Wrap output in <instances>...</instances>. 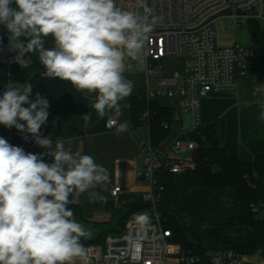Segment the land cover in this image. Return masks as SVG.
<instances>
[{
    "label": "clouds",
    "instance_id": "obj_1",
    "mask_svg": "<svg viewBox=\"0 0 264 264\" xmlns=\"http://www.w3.org/2000/svg\"><path fill=\"white\" fill-rule=\"evenodd\" d=\"M136 4L143 14L119 7L116 0H0V30L7 33L15 62L26 67L36 55L45 69L42 76L94 95L98 118L108 116L120 135L129 127L118 123L128 107L121 102L135 89L124 75L126 58L145 48L159 23L148 0ZM4 89L0 125L15 128L25 141L30 136L45 151L26 152L0 136V264H92L84 241L93 231L71 206L85 193L104 199L95 189L110 183L108 169L91 155L66 149L63 138L42 135L50 103L33 94L31 83H9ZM129 223L142 238L151 218L137 212Z\"/></svg>",
    "mask_w": 264,
    "mask_h": 264
},
{
    "label": "built area",
    "instance_id": "obj_2",
    "mask_svg": "<svg viewBox=\"0 0 264 264\" xmlns=\"http://www.w3.org/2000/svg\"><path fill=\"white\" fill-rule=\"evenodd\" d=\"M116 2L125 10L143 14L136 0ZM148 5L152 15L159 18V23L149 34L145 48L136 56L126 58L125 70L138 68L144 71L147 77L145 91L149 100L177 97L181 113L184 117L189 116L188 128H185L184 117L178 119L184 129L168 145L161 143L155 146L151 137L139 143L144 161L141 176L153 188L143 199L155 205L162 190H154L157 185L154 179L156 172L184 175L196 168L194 154L198 143L185 137L201 125V100L214 93L237 90L238 81L247 78L255 68L253 44L249 47L239 43L225 47L216 45V25L227 18L233 21L234 28L246 20H257L264 29V0H148ZM14 55L7 50V45H0V60L17 63ZM175 59L181 60L183 71L166 74L164 64ZM260 72L262 79L252 85L255 96H264V69ZM144 117L147 118L148 113ZM107 126L109 129L116 128L109 121ZM145 126L149 127L148 124ZM121 191L122 187L115 186L111 194L117 197ZM251 209L257 219L264 221V202L252 203ZM145 213L152 219L141 234L142 238L137 236L136 226L129 223L124 232L109 236L104 245L87 247L92 263L203 264L202 258L170 242L171 231L164 228L155 207ZM205 264H244V258L236 251L225 250L211 253Z\"/></svg>",
    "mask_w": 264,
    "mask_h": 264
},
{
    "label": "trees",
    "instance_id": "obj_3",
    "mask_svg": "<svg viewBox=\"0 0 264 264\" xmlns=\"http://www.w3.org/2000/svg\"><path fill=\"white\" fill-rule=\"evenodd\" d=\"M250 36L254 46L255 60L264 65V29L257 20H250ZM3 43L7 45V33L0 30ZM48 44H51L49 39ZM42 73L31 74L27 69L14 63L10 69L11 83L15 86L27 82L33 85V94L39 93L50 103L49 117L41 133L51 134L53 140L60 137L59 120L65 116L85 115L90 103L83 93L77 91L69 82L58 78H46ZM157 99L149 100L145 88L129 102L130 119L135 128L149 125L152 144L158 146L167 139L176 122L175 111L161 106ZM148 113L145 118L144 114ZM166 125L168 126L167 128ZM13 135L23 134L13 128ZM198 143L194 154L196 168L184 174L186 191L193 189L232 188L240 203L239 215L215 229H206L202 218L187 214L182 207L181 188L177 175L158 171L154 175L157 185L155 191L161 192L155 202H146L143 197L131 196L127 203L114 211L105 223H94L84 219L79 207L71 206L78 221L93 231V237L84 241L85 246L104 245L111 235L121 234L129 224L133 213L151 211L154 207L161 215L164 228L171 231L170 242L179 244L184 251L194 254L208 262L211 253L233 250L242 255H253L264 249V221L256 218L251 204L264 202V156H254L244 161L230 156L221 146L219 121L201 124L197 130L185 137ZM25 150L40 148L29 136ZM255 186V187H254ZM250 229L254 238L248 240L244 230ZM238 235L234 237L232 235Z\"/></svg>",
    "mask_w": 264,
    "mask_h": 264
},
{
    "label": "crops",
    "instance_id": "obj_4",
    "mask_svg": "<svg viewBox=\"0 0 264 264\" xmlns=\"http://www.w3.org/2000/svg\"><path fill=\"white\" fill-rule=\"evenodd\" d=\"M216 33L220 40L219 46L225 47L235 43L234 39L224 32L216 30ZM47 46H51V44ZM13 64L6 60H0V93L11 83L10 69ZM126 64L127 61H125V66ZM24 68L31 74L45 71L36 55L31 56ZM124 75L135 84L132 95L121 102L122 105H128V107L123 109V115L118 123L125 121L128 123L129 127L126 132L116 135V128L109 129L107 126L108 116L98 118L95 109L92 108L94 95L86 92L83 94L90 103L88 112L90 119L88 121L83 119L87 113L65 116L59 120L60 137L65 140L66 149L70 148L74 153L80 152L95 157L96 162L106 167L110 174V183L106 187L100 186L95 189L104 199L91 198L85 193L81 196L80 204L72 205L79 207L84 219L89 222H108L114 211L122 208L131 196L144 197L153 189L151 183L141 176L144 161L139 148L141 141L150 138V128L148 126L135 128L129 112L130 99L133 96H138L141 90L146 87L147 77L144 71L138 68L127 69L124 71ZM245 79L247 78L240 80ZM256 80L254 79L249 85L251 90ZM244 83L243 81L239 82L235 91L218 92L203 98L200 105V120L201 124H209L218 120L221 146L230 156L250 161L254 156H264V134H250L254 127L252 124L254 112L260 111L261 113L264 111V106L261 104L262 101L254 103L253 96L251 97L241 90ZM244 86L246 87L247 84ZM259 97L264 98V96ZM156 101L161 106L175 111L176 122L172 126L171 134L162 142L163 145H168L176 140L184 129L181 122H178L179 118L184 117L180 111V100L177 97H162ZM0 136L14 145L13 128L8 129L0 125ZM184 181V175H177V183L182 193L183 210L188 214L202 218L206 229L218 228L221 224L227 223L239 215L240 203L232 188H201L186 191ZM115 186L122 187V191L117 197L111 194ZM244 235L248 240L254 238L250 229H245ZM243 258L244 264H264V249L253 255H243Z\"/></svg>",
    "mask_w": 264,
    "mask_h": 264
},
{
    "label": "rangeland",
    "instance_id": "obj_5",
    "mask_svg": "<svg viewBox=\"0 0 264 264\" xmlns=\"http://www.w3.org/2000/svg\"><path fill=\"white\" fill-rule=\"evenodd\" d=\"M250 23H251L250 21L246 20V22L234 28L232 26L233 21L230 18H227L225 20L220 21L216 25V30H220L224 32L225 34H227L228 36H230L231 39H234L235 43H239L245 47H249L251 46V43H252L251 36H250ZM219 44H220V40L216 36V45H219ZM164 68H165L166 74H173L174 72H177V71L179 72L183 71L182 62L181 60H178V59L170 60L166 62L164 64ZM261 69H264V65L261 62L256 60L255 68L249 72L247 79L238 81V83L241 81L245 82L241 90H243L244 93L249 94L251 97L253 96L252 98H253L254 103L257 101H264L263 97H259V96L255 97L254 95H252V90H251V87L249 86L252 84L254 79H257V80L262 79V73L260 72ZM245 84H247L246 87L244 86ZM254 113L255 114L252 118L253 119L252 124L254 125V127L252 128V131H250V134L251 135L252 133L254 135L264 134V120L261 119V113L260 111L259 112L255 111ZM25 151L33 152V153H42L45 150L42 148H39L36 152L32 148H28ZM183 155L185 157H189L187 156L188 154H183ZM46 159H49V158L46 157ZM178 181H180V179H178Z\"/></svg>",
    "mask_w": 264,
    "mask_h": 264
},
{
    "label": "water",
    "instance_id": "obj_6",
    "mask_svg": "<svg viewBox=\"0 0 264 264\" xmlns=\"http://www.w3.org/2000/svg\"><path fill=\"white\" fill-rule=\"evenodd\" d=\"M184 120H185V128H188V127H189V116L186 115V116L184 117ZM14 145L23 147V146L26 145V142L23 141V140H21L20 135H15V136H14ZM232 236H234V237H238V235H236V234H234V235H232Z\"/></svg>",
    "mask_w": 264,
    "mask_h": 264
}]
</instances>
